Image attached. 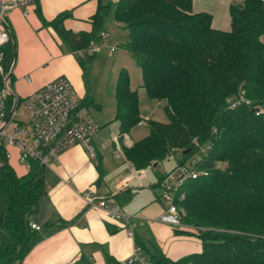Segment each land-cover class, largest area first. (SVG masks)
<instances>
[{"label":"trees","instance_id":"16d2710c","mask_svg":"<svg viewBox=\"0 0 264 264\" xmlns=\"http://www.w3.org/2000/svg\"><path fill=\"white\" fill-rule=\"evenodd\" d=\"M229 14V30H218L210 13L192 11L191 0H98L89 32L64 27L69 11L43 21L77 56L89 109L98 106L88 80L94 54L77 51L99 39L109 17L126 29L124 47L141 81L132 88L120 68L112 120L120 136L137 125L139 88L164 101L167 118L149 119L148 133L123 146L135 169L158 167L169 156L182 165L202 153L195 160L202 173L180 186L184 196L177 201L179 219L196 231L176 230L197 237L201 249L171 259L152 239L134 234L152 264H264V0L232 2ZM44 171L32 162L17 174L0 145V264L21 263L36 238L27 218L45 189Z\"/></svg>","mask_w":264,"mask_h":264},{"label":"crops","instance_id":"0c3cea01","mask_svg":"<svg viewBox=\"0 0 264 264\" xmlns=\"http://www.w3.org/2000/svg\"><path fill=\"white\" fill-rule=\"evenodd\" d=\"M240 1L191 0V8L193 12L210 13L213 28L229 30V5ZM97 6L98 0H34L27 7L26 15H23V7L9 12L11 38L5 46L4 64L12 94L21 99L54 78L64 76L80 96L85 95L83 69L77 56L62 45L57 33L43 21L69 11L70 15L63 20L64 27L73 32H89ZM111 20L108 22L107 18L104 22V30L108 33V26L114 21ZM260 39L264 42V34ZM14 49L15 62L10 70ZM93 100L98 105L94 108L100 117L98 122L94 119L100 127L93 137L97 157L90 158L81 144H74L61 152L51 168H45V189L35 210L27 218L29 225L35 223L41 230L36 232V238L21 263L108 264L109 258L125 261L137 247L134 234L152 239L171 259L200 251L201 243L197 237L176 232L177 229H188L159 221L164 209L160 201V177L149 171L156 167L137 170L124 158L123 146H131L134 140L129 131L120 136L119 129L114 140L108 139L103 126L117 122L113 118L105 120L100 113L102 105ZM148 102V98L143 100L145 105L140 102L141 113L148 109ZM117 147L122 157L114 155ZM7 150L9 164L17 174H24L26 170L18 161V149L11 146ZM87 191H91L94 197L112 193L128 219H113L103 209L88 206L82 196Z\"/></svg>","mask_w":264,"mask_h":264},{"label":"built area","instance_id":"2783aa9c","mask_svg":"<svg viewBox=\"0 0 264 264\" xmlns=\"http://www.w3.org/2000/svg\"><path fill=\"white\" fill-rule=\"evenodd\" d=\"M33 1L0 0V145L6 149L7 159L10 157L7 148L16 147L19 152L18 161L26 171L30 169L32 162H38L44 168H51L59 160L61 152L74 144H81L87 155L96 159L97 151L93 137L100 128L90 109L83 103V97L64 76L54 78L21 99L16 95H11L9 76L4 66L3 50L11 38L8 14L13 9L23 7V15H26L27 7ZM107 38L108 32L100 31L99 39L89 44L88 47L78 50L77 54H95L101 42L106 41ZM113 49L112 46L111 50ZM242 99L234 101L233 106ZM19 107H21L20 110H18ZM148 120L147 116L141 117L137 125H142ZM114 155L122 157L118 147ZM179 166L178 174L173 172L165 174L160 183V201L164 209L158 219L173 227L181 224L177 201L183 198L184 193L180 190V186L186 180L196 178L202 173L196 167L195 160ZM82 196L88 206L103 209L113 219H128L112 193L94 197L91 191H87L82 193ZM30 227L35 231L41 230V227L35 223H31ZM118 264L152 263L137 246L127 260L120 261Z\"/></svg>","mask_w":264,"mask_h":264},{"label":"rangeland","instance_id":"374dc122","mask_svg":"<svg viewBox=\"0 0 264 264\" xmlns=\"http://www.w3.org/2000/svg\"><path fill=\"white\" fill-rule=\"evenodd\" d=\"M108 22H112L110 17L108 18ZM108 29L110 30L108 38L106 41L101 42L98 51L94 54L93 58L88 61V80L90 90L93 98L102 105L100 113L101 115H104L105 120L112 119L114 115V85L120 68L125 67L127 69L130 83L133 88H136L140 83L139 68L129 56L126 47H124L127 38L126 29L119 27L114 21L113 24L111 23V25L108 26ZM112 46L114 47L113 50H111ZM138 97L142 103L141 105H145L143 100H147V98L142 88L138 89ZM148 101V109L142 111L141 117L147 116L151 120L165 122L167 118L163 110L164 101L158 102L157 100L151 99H148ZM20 109L21 107H19L18 110ZM90 112L97 122L100 121V117L97 115L98 111L93 106L90 107ZM103 129H105L104 134L108 139L112 138V140H114V136L117 137L118 126L116 123L111 122L110 124L103 126ZM108 129H110V132H108ZM148 129V122L142 125H135L129 130V135L131 139L135 141L145 136L148 133ZM201 154V152L196 154L190 160H196ZM149 171H152V173L159 178L172 172L178 174L180 166L176 163L173 156H169L162 161L160 166L151 168ZM180 223L179 227H184L189 231L195 230L194 226L188 224L184 220L183 222L180 220Z\"/></svg>","mask_w":264,"mask_h":264},{"label":"water","instance_id":"95a60500","mask_svg":"<svg viewBox=\"0 0 264 264\" xmlns=\"http://www.w3.org/2000/svg\"><path fill=\"white\" fill-rule=\"evenodd\" d=\"M14 62H15V49H14V59H13V63H12L10 70L13 68ZM11 95L14 96V94H12V93H11ZM189 150L190 149L188 148V149L184 150L183 153L186 154L189 152Z\"/></svg>","mask_w":264,"mask_h":264}]
</instances>
